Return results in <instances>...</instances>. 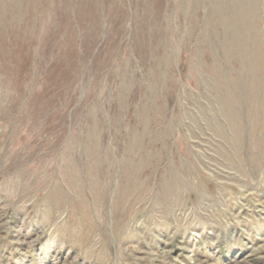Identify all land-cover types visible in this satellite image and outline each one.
<instances>
[{
  "label": "rangeland",
  "instance_id": "obj_1",
  "mask_svg": "<svg viewBox=\"0 0 264 264\" xmlns=\"http://www.w3.org/2000/svg\"><path fill=\"white\" fill-rule=\"evenodd\" d=\"M0 264H264V0H0Z\"/></svg>",
  "mask_w": 264,
  "mask_h": 264
}]
</instances>
